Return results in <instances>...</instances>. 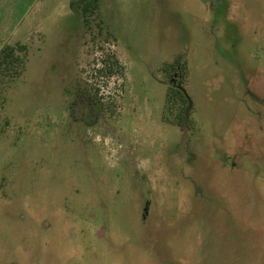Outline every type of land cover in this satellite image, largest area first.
Segmentation results:
<instances>
[{"label":"rangeland","instance_id":"rangeland-1","mask_svg":"<svg viewBox=\"0 0 264 264\" xmlns=\"http://www.w3.org/2000/svg\"><path fill=\"white\" fill-rule=\"evenodd\" d=\"M0 264H264V0H0Z\"/></svg>","mask_w":264,"mask_h":264},{"label":"trees","instance_id":"trees-1","mask_svg":"<svg viewBox=\"0 0 264 264\" xmlns=\"http://www.w3.org/2000/svg\"><path fill=\"white\" fill-rule=\"evenodd\" d=\"M4 51H5L4 58L7 59L9 57L8 50L4 49ZM165 70L170 75L171 84L174 85L173 87H168L167 89L166 106L167 108H171L173 104L177 103V100L180 102V104L186 106L184 117L182 118V121H181V124H182L186 113L188 114L189 107H190L189 99L183 90L185 66L184 64H182L178 68L172 64V65L166 66Z\"/></svg>","mask_w":264,"mask_h":264},{"label":"water","instance_id":"water-1","mask_svg":"<svg viewBox=\"0 0 264 264\" xmlns=\"http://www.w3.org/2000/svg\"><path fill=\"white\" fill-rule=\"evenodd\" d=\"M186 123H187V113H186V115H185V118H184V120H183V122H182V124H181V127H182V132H183V140H182V143H184V141H185V132H186V130H185V128H186Z\"/></svg>","mask_w":264,"mask_h":264}]
</instances>
